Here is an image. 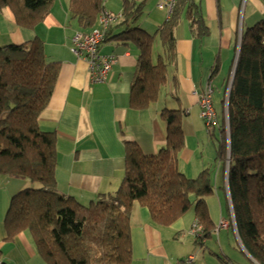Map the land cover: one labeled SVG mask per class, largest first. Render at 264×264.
Returning <instances> with one entry per match:
<instances>
[{
    "label": "trees",
    "instance_id": "trees-1",
    "mask_svg": "<svg viewBox=\"0 0 264 264\" xmlns=\"http://www.w3.org/2000/svg\"><path fill=\"white\" fill-rule=\"evenodd\" d=\"M56 0H0L17 23L32 29L50 15ZM106 0H69V13L81 31L98 24ZM145 3L124 0L122 18L106 40L122 39L138 51L132 83L131 107L146 110L168 82L177 59L176 28L183 16L194 37L210 33L196 0H177L167 21L154 35L132 27ZM124 31L114 35L117 28ZM156 42L163 52L153 58ZM61 63L47 59L45 44L35 39L21 45L0 46V174L27 180L11 201L5 225L8 240L28 232L47 264H132L131 211L138 202L151 221L169 227L190 211L202 225L199 244L212 236L207 199L214 193L210 170L188 178L179 168L185 147L182 114L164 109L166 144L155 155H145L137 143L126 141L123 181L113 194L88 205L57 188V138L43 131L40 117L54 95ZM229 138L225 124L218 139L222 160L230 152L229 192L237 230L244 248L264 264V18L242 34L228 103ZM1 258V256H0Z\"/></svg>",
    "mask_w": 264,
    "mask_h": 264
},
{
    "label": "crops",
    "instance_id": "crops-1",
    "mask_svg": "<svg viewBox=\"0 0 264 264\" xmlns=\"http://www.w3.org/2000/svg\"><path fill=\"white\" fill-rule=\"evenodd\" d=\"M123 1L106 0L105 11L121 14ZM136 1L145 4L132 27L154 35L169 19V11L159 8L162 0ZM196 2L201 6L210 33L204 38L194 37L189 20L185 16L181 18L175 32L177 59L169 68L168 82L161 89L158 100L142 111L133 109L130 102L132 83L137 74V49L124 45L120 38L104 41L100 52L114 55L116 64L106 82L92 83L87 61L73 52L72 39L77 32L83 31L71 20L69 3L61 5L56 0L46 20L32 29L21 27L10 8L0 10V46L21 45L41 39L47 59L61 63L54 95L40 117L41 129L55 133L57 138L55 176L61 193L83 205L99 200L102 195L115 193L124 178L125 142L137 143L145 155L157 154L165 146L167 137V124L161 112L166 108L179 110L185 134L179 168L188 178H196L203 171L210 170L214 186L213 195L207 199L214 228L212 238L204 243L210 247L217 236L215 245L211 247L220 254L245 264L244 258L250 259L255 264L237 230L229 192L228 157L226 160L220 158L218 139L223 125L226 126L224 100L242 34L251 27L252 20L264 16V3L262 0ZM122 31L124 27L117 28L113 36ZM208 83L214 88L212 99L217 116V124L212 128H207L200 116L199 102ZM166 97H171L175 106L166 104ZM219 107L221 111L225 110L222 119L217 111ZM30 186L27 180L0 174V264H47L28 232H21L8 240L5 220L11 201ZM194 221L196 217L192 214L169 227H161L151 221L147 208L135 202L130 219L132 264H221L217 261L220 257L214 253L210 255L211 261L205 254L200 260L192 253L176 260L178 257L171 252L177 239L175 232L192 230ZM221 221H227L228 226L221 227ZM233 237L243 252L241 259L233 258L227 249ZM190 256L194 257L192 262L188 261Z\"/></svg>",
    "mask_w": 264,
    "mask_h": 264
},
{
    "label": "built area",
    "instance_id": "built-area-1",
    "mask_svg": "<svg viewBox=\"0 0 264 264\" xmlns=\"http://www.w3.org/2000/svg\"><path fill=\"white\" fill-rule=\"evenodd\" d=\"M177 0H162L159 4L160 9H166L171 15ZM120 15H114L105 10L98 17V27L89 32H77L72 39L73 52L88 63L90 81L95 84L104 83L108 80L113 66L116 64V57L114 55H103L100 52V46L105 41L106 34L112 25H115ZM229 88V87H228ZM227 88V94H228ZM213 85L208 83L205 87L204 93L200 98L201 118L205 121L207 128H212L217 124L216 111L213 104ZM229 99V98H228ZM225 99V113L228 116L227 101ZM221 227H227V221H221ZM193 234L200 237L203 233L202 225L196 220L193 228ZM193 256H190L188 261L192 262Z\"/></svg>",
    "mask_w": 264,
    "mask_h": 264
},
{
    "label": "rangeland",
    "instance_id": "rangeland-1",
    "mask_svg": "<svg viewBox=\"0 0 264 264\" xmlns=\"http://www.w3.org/2000/svg\"><path fill=\"white\" fill-rule=\"evenodd\" d=\"M57 1H59V3L61 5H67L69 3V0H57ZM262 1L264 3V0H262ZM114 15H120V14L119 13H114ZM121 15H122V13H121ZM121 18H122V16L117 20V22L115 23V25L121 21ZM262 18H264V16L263 17H261V16L257 17L256 21L255 20H252V22L249 25L252 26L256 22L260 21ZM180 29H183V27L181 26ZM73 47L74 46H73V43H72V48ZM162 52H163V46H162V44L160 42H156L154 44V48H153V58H154L155 61L157 60V56L159 54H161ZM234 71H235V69L233 70V75L231 76V80H230V83H229L227 99L229 98L230 91H231V88H232L231 86H232V82H233V78H234ZM164 102L166 104L174 105L175 106V102L173 101V99L171 97L164 98ZM224 106H225V100H224ZM170 108H172V107H170ZM217 111L221 115V119H222L223 118V115L222 114H223V112L225 110L221 111V107H219L217 109ZM228 128H229V122H228V116H227L226 117V131H227V135H228V132H229V129ZM192 214H194V211L188 212L187 214H185V218L187 219V217H189V215H192ZM194 223H195V221H194ZM194 223H193V225H194ZM174 236L177 239H175V242L172 245L171 252L176 257H178L176 260H182V257L183 256H186L187 253L188 254L189 253H192L197 258L200 257V260L203 259V255L205 254L208 257L207 260L211 261L210 258L213 256V253H214V254H216V256L218 255L220 257V260H217V261H219L221 264H229V263L230 264H245L241 260L238 261V259H235V260L234 259H231L230 260V259L226 258L224 255H222L223 253L220 254L219 253L220 251H217L216 248H212L211 246L215 245V240L217 239V236L214 238V241L211 243V246L210 247L209 246H206L205 244L204 245L199 244L196 235L193 234V232H192L191 229H187V231L180 232L178 234L175 232V235ZM181 238H184V241ZM211 238L212 237H210L209 239H206V240L209 241ZM228 244L229 245L227 246V249H228L229 253L231 254V256H233V258H239V259H241L243 257V252H242V250L240 248V245L237 242L236 238L233 237L231 244L230 243H228ZM210 255H212V256H210ZM244 261H246L247 264H252L251 261H250V259L247 260V259L244 258Z\"/></svg>",
    "mask_w": 264,
    "mask_h": 264
},
{
    "label": "water",
    "instance_id": "water-1",
    "mask_svg": "<svg viewBox=\"0 0 264 264\" xmlns=\"http://www.w3.org/2000/svg\"><path fill=\"white\" fill-rule=\"evenodd\" d=\"M240 47H241V42H240V45H239V51H238V55H237V60H236V64H237V61H238V57H239V52H240ZM234 69H236V65H235V68ZM235 72V71H234ZM232 87V86H231ZM228 103H229V99H228V101H227ZM228 103L226 104L227 105V107H228ZM228 113V112H227ZM229 129V128H228ZM228 138H229V132H228ZM227 161H228V167H229V165H230V152H228V159H227ZM250 258L253 260V262L255 263V264H258L251 256H250Z\"/></svg>",
    "mask_w": 264,
    "mask_h": 264
},
{
    "label": "bare ground",
    "instance_id": "bare-ground-1",
    "mask_svg": "<svg viewBox=\"0 0 264 264\" xmlns=\"http://www.w3.org/2000/svg\"><path fill=\"white\" fill-rule=\"evenodd\" d=\"M226 100H227V97H226Z\"/></svg>",
    "mask_w": 264,
    "mask_h": 264
}]
</instances>
